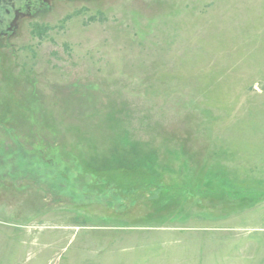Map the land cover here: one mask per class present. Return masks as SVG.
Wrapping results in <instances>:
<instances>
[{
  "label": "rangeland",
  "instance_id": "rangeland-1",
  "mask_svg": "<svg viewBox=\"0 0 264 264\" xmlns=\"http://www.w3.org/2000/svg\"><path fill=\"white\" fill-rule=\"evenodd\" d=\"M7 34L0 264H264V0H47Z\"/></svg>",
  "mask_w": 264,
  "mask_h": 264
},
{
  "label": "flooded vegetation",
  "instance_id": "flooded-vegetation-1",
  "mask_svg": "<svg viewBox=\"0 0 264 264\" xmlns=\"http://www.w3.org/2000/svg\"><path fill=\"white\" fill-rule=\"evenodd\" d=\"M46 3L47 0H0V29H4L0 36H7L17 27L20 19Z\"/></svg>",
  "mask_w": 264,
  "mask_h": 264
}]
</instances>
